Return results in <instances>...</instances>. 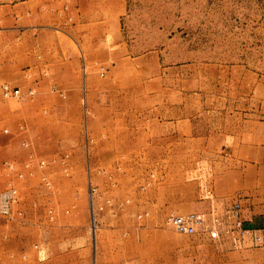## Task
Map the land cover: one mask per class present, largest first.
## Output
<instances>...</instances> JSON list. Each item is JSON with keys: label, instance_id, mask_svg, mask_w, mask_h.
Masks as SVG:
<instances>
[{"label": "rangeland", "instance_id": "1", "mask_svg": "<svg viewBox=\"0 0 264 264\" xmlns=\"http://www.w3.org/2000/svg\"><path fill=\"white\" fill-rule=\"evenodd\" d=\"M2 83L21 96L0 94V264L257 248L221 228L234 202L252 212L223 177L264 126V0H0ZM212 210L217 238L166 223Z\"/></svg>", "mask_w": 264, "mask_h": 264}, {"label": "crops", "instance_id": "2", "mask_svg": "<svg viewBox=\"0 0 264 264\" xmlns=\"http://www.w3.org/2000/svg\"><path fill=\"white\" fill-rule=\"evenodd\" d=\"M262 129H264L263 123L260 126L254 125L248 130L249 139L244 144H240L239 155H235L238 157L237 159H240V165L230 171L229 177H232L231 181L226 175L223 177L226 183H230L227 187L228 189H231V185L236 184L238 180L237 184L240 188L236 190L242 191L244 206L252 209L251 213H247V208L244 209L246 224L252 228L264 225V134ZM175 139L181 140L182 136L175 135ZM174 254L175 260L165 264H264V250L251 247L250 243H247L245 248L222 252V261H199L204 251L198 250L190 252L189 255L191 257L188 262H184L181 259L182 257H179L180 253L175 252Z\"/></svg>", "mask_w": 264, "mask_h": 264}, {"label": "built area", "instance_id": "3", "mask_svg": "<svg viewBox=\"0 0 264 264\" xmlns=\"http://www.w3.org/2000/svg\"><path fill=\"white\" fill-rule=\"evenodd\" d=\"M33 91H29L32 93ZM0 94L3 98H17L21 96L18 87L10 86L7 83L0 84ZM6 132L7 129H4ZM43 164V161L40 163ZM7 171L13 169V164L4 161ZM19 176H22L20 173ZM17 201V190L10 187L0 193V215L7 217L11 213V204ZM240 203L234 202L226 209L225 221L233 223V225L222 224L221 228L224 233L231 236L232 243L235 246H241L246 234L250 236V242L257 248L264 250V225L258 228L248 227L246 222L239 219ZM223 220V219H222ZM216 211L212 210L209 215L200 212H189L186 214H170L166 217V223L177 233L191 235H206L210 238H217L219 231L217 226L222 223ZM231 220V221H230Z\"/></svg>", "mask_w": 264, "mask_h": 264}]
</instances>
